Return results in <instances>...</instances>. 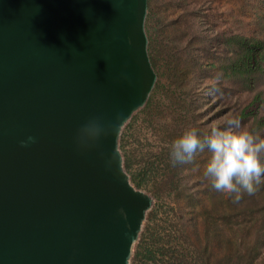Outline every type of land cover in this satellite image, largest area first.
I'll use <instances>...</instances> for the list:
<instances>
[{
  "label": "water",
  "instance_id": "water-1",
  "mask_svg": "<svg viewBox=\"0 0 264 264\" xmlns=\"http://www.w3.org/2000/svg\"><path fill=\"white\" fill-rule=\"evenodd\" d=\"M148 0H0V264H128L152 198L122 123L156 81Z\"/></svg>",
  "mask_w": 264,
  "mask_h": 264
},
{
  "label": "rangeland",
  "instance_id": "rangeland-1",
  "mask_svg": "<svg viewBox=\"0 0 264 264\" xmlns=\"http://www.w3.org/2000/svg\"><path fill=\"white\" fill-rule=\"evenodd\" d=\"M262 29L264 0H150L145 30L157 77L146 102L122 123L117 139L130 183L152 198L128 264H155L144 256L154 243L165 252L160 264H201L195 248L205 238L204 226L210 232L208 264H264V244L253 250L257 230L244 227L240 211L229 223L228 195L204 179L207 153L176 165L169 155L171 142L188 128L205 131L223 122L234 105L257 92L264 99V57L254 89L229 81L217 67L226 57L230 33L258 36ZM251 107L264 115V101ZM143 169L138 185L132 177ZM214 225L218 229L213 231ZM184 252L187 257L178 256Z\"/></svg>",
  "mask_w": 264,
  "mask_h": 264
},
{
  "label": "clouds",
  "instance_id": "clouds-1",
  "mask_svg": "<svg viewBox=\"0 0 264 264\" xmlns=\"http://www.w3.org/2000/svg\"><path fill=\"white\" fill-rule=\"evenodd\" d=\"M173 165L207 153L202 175L217 192L233 197L252 195L264 182V138L242 127L238 117L214 123L207 130H185L169 146Z\"/></svg>",
  "mask_w": 264,
  "mask_h": 264
},
{
  "label": "trees",
  "instance_id": "trees-1",
  "mask_svg": "<svg viewBox=\"0 0 264 264\" xmlns=\"http://www.w3.org/2000/svg\"><path fill=\"white\" fill-rule=\"evenodd\" d=\"M148 6H150V0H148ZM225 40L228 51L226 57L219 61L217 65L219 71L229 81L243 83L247 87L254 89L257 78L263 70L262 64L259 61L264 57V29L260 31L258 36H249L241 32L230 33ZM148 52L151 63H153L155 56L150 53L149 43ZM177 70L176 68L172 72L175 73ZM185 70L188 69L186 68ZM180 72L183 73L184 71L182 70ZM257 101H259L261 105L264 101L261 94L258 92L253 95L250 101L246 103L245 101L242 103L239 101L234 105L230 110L229 117H238L244 129L264 138V115H260L258 111L251 107V105ZM127 164H130L129 161ZM145 174L146 169L138 171L134 173L132 180L140 185L142 184ZM225 208L228 210V214L226 213L227 218L225 219H228L229 223H231L230 217L232 214H238L237 211H240V214L246 221L243 224L244 227H253L257 230V234L254 238L253 250L260 248L264 244V182L257 186V190L254 194L249 195L244 192L242 198L238 202H235L233 197L228 195L225 201ZM215 229H218L216 225L213 226V231ZM203 232L205 238H202V244L195 248L196 251H198L195 260L200 261L201 264H208L207 243L209 240L207 239L210 232L206 226H204ZM154 235L155 234H153V238H155ZM197 239L201 241L200 237H197ZM226 244H230L229 238L226 240ZM164 254L165 252L162 247L154 243L153 247L145 249L144 256L152 259L155 264H160L161 257ZM178 256L187 257L188 255L184 252L179 253Z\"/></svg>",
  "mask_w": 264,
  "mask_h": 264
}]
</instances>
